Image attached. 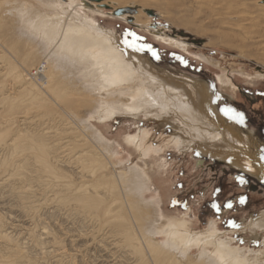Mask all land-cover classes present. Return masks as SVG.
<instances>
[{"label":"bare ground","instance_id":"bare-ground-1","mask_svg":"<svg viewBox=\"0 0 264 264\" xmlns=\"http://www.w3.org/2000/svg\"><path fill=\"white\" fill-rule=\"evenodd\" d=\"M119 1L117 7L109 0L101 4L89 0H0L2 66L13 72L20 93L31 96V102L49 103L45 122L34 123L25 117L15 121L18 114L7 117L9 113L0 117V207L7 209L13 206L11 201L19 200L28 212L36 210L31 213L34 215L45 209L59 213L66 222L81 226L83 232L79 233L89 239L86 247L95 246L104 255L105 264H264V251L235 247L214 223L195 233L185 219H163L160 204L144 199L151 185L147 173L138 168L118 171L110 161L114 146L87 124L88 116L102 121L122 115L165 120L177 130L170 143L181 151L196 145L207 156L264 178V166L252 142L217 113L209 87L170 74L159 75L148 58L126 47L115 32L102 28L86 12L101 13L99 7L110 3L115 12L130 4V0ZM142 12L130 23L149 29L150 20H144ZM123 13L113 16L121 18ZM39 59L43 61L29 74L31 79L34 73L40 76L44 92L24 75ZM219 82L227 90L232 88L225 76ZM9 100L3 97L1 101L7 105ZM13 105L9 107L12 112ZM2 109L5 112L4 106ZM148 137V132L141 130L126 141L142 156L160 152L147 146ZM2 215L0 264L66 263L67 257L57 247L59 240L50 231L42 227L19 233ZM246 230L259 237L264 213L240 231ZM157 237L163 241L157 242ZM195 250L196 258L192 256Z\"/></svg>","mask_w":264,"mask_h":264},{"label":"rangeland","instance_id":"rangeland-1","mask_svg":"<svg viewBox=\"0 0 264 264\" xmlns=\"http://www.w3.org/2000/svg\"><path fill=\"white\" fill-rule=\"evenodd\" d=\"M103 1L89 0L90 3L95 4H101ZM109 2L118 7L120 1L109 0ZM129 3L127 9H117L124 12L122 16L126 18L124 20L122 17L113 16L114 10L111 8L113 5L99 7L101 13L86 12L102 28L115 32L122 42L125 38L131 39L127 37L129 32L140 37L137 43L148 47L136 52L148 58L153 70L158 74L161 72L159 75L170 74L176 79H186L209 87L217 113L226 119L228 126L234 127L241 136L252 142V149L264 166V0H130ZM139 11H143L141 14L144 20L146 18L150 20L151 28L140 29L132 26L130 21ZM148 11L156 16H149ZM1 51L3 52L0 48ZM2 52L0 53V92L3 91V95L0 94V117L18 114V119L15 121H19L21 117L28 118L29 121L34 120V123L47 121L49 103L31 102V96L20 93L18 87L21 85L14 79L13 72L8 71L7 66H2L5 64ZM46 52L48 54L47 50ZM153 53L156 55L154 56ZM41 61L43 60H37L32 67L24 71L28 80L32 77L29 72L38 67ZM35 75L34 73V82L33 78L31 79L32 83L44 92L40 87L42 79ZM222 76L229 79L232 88L227 90L221 86L219 78ZM3 97L10 98L7 105L1 101ZM20 100L26 105L21 106ZM14 101H17L16 104ZM40 103H43L42 109L38 106ZM11 104H14L13 112L9 108ZM5 105L8 107L6 108ZM27 110L30 113L26 112ZM233 113L242 114L243 123L234 119ZM88 117L90 118L87 124L90 125L91 130L102 135V139L115 148L114 158L110 159L112 166L118 171L138 168L147 173L151 192L149 191L144 199L147 202L155 201L160 204L163 219H185L195 233L208 230L214 223L213 227L231 238L235 247L247 252L264 251V230H257L259 237H254L250 230L240 231L243 225L249 224L264 213V178L242 170L226 160L207 156L196 145L193 146L195 149L184 147L181 151L170 143L177 130L165 120L159 121L144 115L136 118L122 115L105 121L98 116ZM141 130L149 134L147 146L153 149L159 148L160 152H151L148 156H142L136 147L127 143L129 135H135ZM97 144L101 145L99 142ZM242 199L244 203H241ZM14 201V204L11 201L12 207L7 209L0 207V214H3L9 226L11 224L17 228V231L19 229V233L24 234L32 229L41 230L42 227L50 231L53 238L57 242L59 240L57 247L63 251L59 253L67 257L64 259L66 263L62 264L107 263L104 255L102 257L95 246L86 247L89 245H87L89 239L79 233L80 230L83 232L81 226H75L77 224L73 221L66 222L64 216L59 213L52 214L46 209L39 210L34 215L36 210L28 212L25 206L21 203L19 205L17 202L19 200ZM229 203L232 205L231 208L227 207ZM8 209H11V212ZM13 209L20 213L16 210L14 212ZM24 218L26 221L23 220ZM38 221H42V224ZM232 224L238 227H233ZM24 236L23 238L27 237ZM159 241L162 242L163 239L157 237V242ZM197 253L198 251L195 250L192 256L196 258Z\"/></svg>","mask_w":264,"mask_h":264},{"label":"snow or ice","instance_id":"snow-or-ice-1","mask_svg":"<svg viewBox=\"0 0 264 264\" xmlns=\"http://www.w3.org/2000/svg\"><path fill=\"white\" fill-rule=\"evenodd\" d=\"M127 37H131V39L125 38L123 40V43L126 47L131 48L134 51H143L145 47H148L146 45H140L137 43V41H139L141 38L136 36L135 33L129 32L127 33ZM149 51H151L150 47H149ZM153 55L155 56L156 54L153 53ZM226 111H231V110H226ZM233 118L237 119L239 122L243 123V116L242 114H238V113H233ZM242 182V181H241ZM241 203H244L243 199L241 200ZM228 208H231L232 205L229 203L227 205ZM217 210H219L218 206H217ZM233 227H238V225L232 224Z\"/></svg>","mask_w":264,"mask_h":264},{"label":"water","instance_id":"water-1","mask_svg":"<svg viewBox=\"0 0 264 264\" xmlns=\"http://www.w3.org/2000/svg\"><path fill=\"white\" fill-rule=\"evenodd\" d=\"M95 1L100 2L101 0H95ZM106 8H107V7H106ZM107 9H108V8H107ZM122 12H123V11L119 10V11H115L113 14H114L115 16H120V15H122ZM147 14H148L149 16H151V17H155V16H156V15H155L153 12H151V11H148ZM137 28H138V27H137Z\"/></svg>","mask_w":264,"mask_h":264}]
</instances>
